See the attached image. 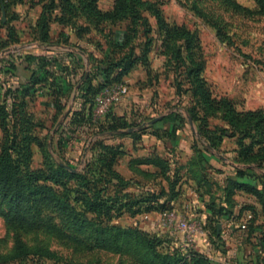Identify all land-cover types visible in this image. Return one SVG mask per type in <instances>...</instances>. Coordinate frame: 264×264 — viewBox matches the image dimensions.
Returning a JSON list of instances; mask_svg holds the SVG:
<instances>
[{"label":"rangeland","instance_id":"1","mask_svg":"<svg viewBox=\"0 0 264 264\" xmlns=\"http://www.w3.org/2000/svg\"><path fill=\"white\" fill-rule=\"evenodd\" d=\"M117 1L0 0V103L8 102L7 109L16 111L14 118H0V149L11 140L27 145L18 155L17 174L6 181L23 191V200L10 212L0 197V264H156L140 241L115 237L104 228L112 224L195 247L181 230L159 226L157 212L133 205L135 197H148L146 190L184 212L195 228L204 227L197 198L218 211L228 206L235 214L252 213L257 221L253 227L261 225L263 233L248 234L253 238L248 240L237 232L230 246L223 238H213L215 252L210 256L216 259L211 262L264 264L260 205L250 194L231 188L237 171L250 168L264 176V139L255 144L260 138L255 130L232 123L216 108L218 101L228 99L237 114L264 111V13L254 0H231L244 10L230 0H141L145 5L137 12L120 14ZM168 29L171 34L175 29L193 33L192 47L168 37ZM29 54L40 57L39 64L51 72L47 82L30 84L35 65L25 59ZM197 64L201 70L195 75ZM63 77L67 90L57 94ZM86 79L101 84V91L118 85L128 89L121 102L93 115L125 119V127L112 132L125 135L113 138L125 152L114 169L131 182L123 186L114 179L117 186L106 187L121 199L122 213L111 220L102 216L93 224L69 207L81 181L64 180L63 188L50 178L59 167L81 173L90 156L87 135L75 124H64L70 110L80 105L78 89ZM199 81L214 109L202 102ZM10 87L21 92L26 87V92L12 100L3 95ZM71 127L76 130L65 140ZM25 152L26 160L21 158ZM153 156L162 163L137 162ZM121 171H130V176ZM36 174L48 180L29 182ZM246 180L264 184V177ZM66 193L71 200L63 198ZM19 243L24 247L20 254Z\"/></svg>","mask_w":264,"mask_h":264},{"label":"trees","instance_id":"2","mask_svg":"<svg viewBox=\"0 0 264 264\" xmlns=\"http://www.w3.org/2000/svg\"><path fill=\"white\" fill-rule=\"evenodd\" d=\"M260 12L264 13V0H254ZM90 3V1H89ZM231 5L240 10H244L242 7L238 6L234 2L230 0ZM87 5V2H86ZM145 3L141 0H118L116 2L117 13L123 14L126 11L137 12L138 8L143 7ZM88 6V5H87ZM166 34L168 37L176 36L184 40L185 48L190 49L193 44V33L191 34L189 31L184 29H175V31L171 34V31L166 30ZM45 36V35H44ZM73 58L78 59L77 55H73ZM25 59L34 64V69H31L30 75V84H36L39 82H47L48 76L51 72H48L43 65L40 63V57L36 55H26ZM43 60V59H42ZM53 63H56L55 66H59L60 61L54 58L52 59ZM75 61V60H74ZM127 70V68H124ZM201 70V65L197 64V68L195 69V75ZM10 74H14L13 71L7 70ZM101 75H106V71L101 70ZM105 78L107 77L104 76ZM58 78V77H57ZM60 79V78H59ZM58 79V80H59ZM63 79V80H62ZM60 79L62 85L56 87L55 93H65L67 90L68 80L67 77H63ZM56 81V77H54ZM53 80V82H54ZM57 84V83H56ZM55 86V85H54ZM199 96L202 99V102L206 104L211 109L213 108V99H211L208 91L204 88L202 81H199ZM102 85L99 84L94 86L91 84L90 79H86L80 85L78 89L77 98L81 100L80 105L70 110L68 116L66 117L64 124L73 126L75 124L77 129H80L82 132L87 135V141L89 142L88 150L90 152V156L86 159L85 165L82 168L81 173L79 172H71L64 167H59V169L55 170V173H52L50 178L58 185H61L63 188H66V181L64 180H72L76 179L81 181L78 185L79 189L75 190V194L73 199L71 200L68 197L67 193L63 198L67 197V199L71 200L72 204L69 206L71 210L77 212V214L84 216L88 223H95L96 221H100L102 216H106V220H111L112 218L119 216L122 213L123 203L119 202L121 199L114 196L112 197L109 193L106 192V187L108 185L117 184L113 181L117 180V183L125 186L127 183H131L128 180L124 179L120 173H118L114 169V164L117 161V158L120 155H123L125 152L121 149L119 144H110L107 142L108 139L114 138V136H124V135H113L112 132L118 130L119 128H124L125 119L122 117L106 114L103 119H94L93 118V110L95 107V97L101 91ZM22 92H26V87L22 88ZM21 91L17 88L12 89L11 87L6 89L4 94L5 96L10 97L12 100H16V96L19 97L22 95ZM10 101L11 105L14 103ZM13 103V104H12ZM8 102L0 103V118L1 121L4 122L7 117H13L16 115L15 109L9 110L7 109ZM216 108L223 112L225 118H228L232 123L248 127L249 129H253L257 132V135L260 137L255 144H261L264 139V111H248L244 114H237L232 107L230 101L228 99H222L216 103ZM56 107L62 110L60 104L56 103ZM192 117V116H191ZM193 118V117H192ZM71 127L69 133L66 134L65 140H69L72 138V133L75 132ZM65 140L63 142L65 143ZM19 143L15 142V140H11V142L7 145L5 143L0 149V197L3 200L8 210H13L18 208V203L21 202L24 198V193L21 189H17V187L6 184V181L12 178L15 174H17L15 166L19 167L17 164V159L19 158V154H21L27 145H18ZM247 149L244 152H247ZM259 153V152H258ZM27 152L21 156L22 159L26 160ZM143 157L138 159V163L150 164L154 163L156 165H160L162 160L157 157ZM156 158V159H155ZM256 160V159H255ZM13 167V170L10 168ZM238 174V177L231 186L233 189H238L243 191L244 193L250 194L253 196L257 203L260 205L261 215L263 217L264 222V184L262 186L255 185L246 180L249 176L255 178L264 177L262 174H256L252 169L246 168L244 172L241 171ZM28 181L38 182L48 180L47 177H42L38 174L35 176L28 177ZM252 179V178H251ZM2 182L5 183L3 186ZM60 183V184H59ZM98 183H101V187H98ZM103 184V185H102ZM118 184V185H120ZM146 195L148 197L140 198L135 197L133 205H138L139 209H142L143 212H160L165 209H173L174 205H164V201L161 200V195H156L155 191L148 192L146 190ZM68 202V201H67ZM202 202V201H201ZM204 202L205 212L204 213V228L207 230L210 236H218L217 233V223L220 222L221 218H230L238 220L242 216L241 213L235 214L234 211L229 210L228 206L223 207L222 211L215 210L212 203ZM67 207V205H66ZM135 211H133L134 213ZM255 216V215H254ZM252 223L254 222V217L252 219ZM250 224L249 232L254 233L256 231L263 233V231H259L262 229L261 225H252ZM252 225V226H251ZM112 231L113 236L121 237L122 235H126L129 237L135 238L139 243H141L142 247L149 252L155 259L156 264H212L210 258L205 253L199 252L193 248H181L180 245H177L170 241V238L161 237L158 234H151L146 231H141L137 228H121L118 225L112 224L107 227H104ZM258 229V230H257ZM94 232H98L97 229ZM262 247H264V238H260V243ZM22 243H19L16 252L21 253L23 250Z\"/></svg>","mask_w":264,"mask_h":264},{"label":"built area","instance_id":"3","mask_svg":"<svg viewBox=\"0 0 264 264\" xmlns=\"http://www.w3.org/2000/svg\"><path fill=\"white\" fill-rule=\"evenodd\" d=\"M128 94V89L125 85H118L109 89H104L100 91L95 97V108L93 115L100 116L111 106L116 105L121 102L124 97ZM189 205L186 204L185 208ZM184 212H178L176 209H165L163 211L157 212V221L162 226V228L170 229L175 228L181 230L186 234V237L192 241L196 242L197 238L207 236L208 232L203 227L200 226L195 228L193 225H189ZM250 213L245 214L244 220L239 224V228L245 231L247 228V221L251 218ZM181 248H189L188 244H180ZM195 249L194 247H191Z\"/></svg>","mask_w":264,"mask_h":264},{"label":"crops","instance_id":"4","mask_svg":"<svg viewBox=\"0 0 264 264\" xmlns=\"http://www.w3.org/2000/svg\"><path fill=\"white\" fill-rule=\"evenodd\" d=\"M115 111V110H114ZM113 111V112H114ZM119 114V113H118ZM125 136V135H124ZM124 136H120V137H124ZM119 137V136H118ZM115 138V137H114ZM107 142L108 143H110V144H115L114 143V140H113V138H111V139H108L107 140ZM123 149V148H122ZM124 150V149H123ZM147 154H150V151L149 152H147ZM126 155H124V156H122V157H125ZM117 166V165H116ZM120 172V171H119ZM128 172V171H127ZM122 173V171H121V173L122 174H124L125 176H130V171H129V173ZM132 183H136V182H133L132 181ZM142 188V187H141ZM196 207L197 208H201L202 210H203V212H202V215H204V213H206L205 212V206H204V202H201L200 201V199L199 198H197L196 199ZM251 214V218L246 222L247 223V228H246V230L245 231H242L240 228H239V224L242 222V220H244V218H245V216H241L240 217V219H238V220H235V219H228V218H221L220 219V222L219 223H217V233H218V236L217 237H215V236H210L209 235V233L207 234V236H204V237H200V238H198L197 239V241H196V245H195V250H197V251H199V252H202V253H205L206 255H208V257L210 258V260L212 261V260H215L216 258L215 257H213V256H210V252H215V250H213V246H212V243H211V241H213V238L215 239V238H218V239H220V238H223V240H225L226 241V244H227V246H230V245H228V242H229V240H232L233 238L232 237H234V236H236V233L238 232V233H240V239H241V237H245L244 239H247V237H249V236H251V235H248V234H251V233H249V225L252 223V219H253V214L252 213H250ZM193 215H194V213H193ZM205 216V215H204ZM256 221V220H255ZM254 221V222H255ZM256 223H257V221H256ZM237 233V234H238ZM254 234V235H253ZM252 236H258L257 234H256V232H254V233H252ZM210 239H209V238ZM201 238H203V239H201ZM198 240H201L200 242H202V245H201V247L199 248V246H198V244L200 243V242H198ZM248 240H253V238H248ZM259 247L261 248V250H262V246L261 245H259ZM216 252H218V251H216ZM227 254H228V251L226 252Z\"/></svg>","mask_w":264,"mask_h":264}]
</instances>
